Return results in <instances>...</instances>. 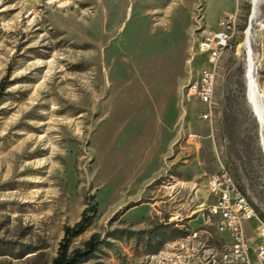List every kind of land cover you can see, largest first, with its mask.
<instances>
[{
  "label": "rangeland",
  "instance_id": "rangeland-1",
  "mask_svg": "<svg viewBox=\"0 0 264 264\" xmlns=\"http://www.w3.org/2000/svg\"><path fill=\"white\" fill-rule=\"evenodd\" d=\"M0 0V264H211L226 235L206 180L226 169L264 222V0ZM237 16L212 114L189 93L202 30ZM250 27L249 52L245 31ZM257 220V219H256ZM246 231L255 238L259 221ZM242 264V263H235ZM257 264V263H253Z\"/></svg>",
  "mask_w": 264,
  "mask_h": 264
},
{
  "label": "built area",
  "instance_id": "built-area-1",
  "mask_svg": "<svg viewBox=\"0 0 264 264\" xmlns=\"http://www.w3.org/2000/svg\"><path fill=\"white\" fill-rule=\"evenodd\" d=\"M231 17L233 11L221 15L214 28H205L202 32V46H198L200 52L205 54L207 65L200 69L193 81V95L205 105L200 117L206 119L208 112L206 100V84L211 81L213 56L217 49L222 47L230 38ZM209 196L212 198L209 204V212L216 218L219 230L227 239L217 254L210 258L211 264H264V230L257 223L255 227V239L251 242L245 234V224L256 220L246 209L243 202H239L237 195L232 193L231 184L225 181L223 171L218 169L210 173L206 180ZM257 221V220H256Z\"/></svg>",
  "mask_w": 264,
  "mask_h": 264
},
{
  "label": "bare ground",
  "instance_id": "bare-ground-1",
  "mask_svg": "<svg viewBox=\"0 0 264 264\" xmlns=\"http://www.w3.org/2000/svg\"><path fill=\"white\" fill-rule=\"evenodd\" d=\"M251 2L253 5L252 6V17H254L256 15L255 13H256V8H257L256 7L257 0H251ZM236 24H237V16L233 15V17H231L230 38L227 42H225L224 45H222V47L217 49L216 53L213 56V68H212L213 76L211 77V81L207 82L206 84V100H207V107H208V112L206 113V119H209L212 114V104H213V97H214V92H215L216 69H217L218 61H219L221 54L225 50L230 48L232 45V41H233L232 36L234 32L236 31ZM250 30L251 29L249 27L245 31V47H246L247 52H249L248 50L250 47L249 40H248ZM199 46H202V37L200 39ZM248 62H249V65L245 72L246 73L245 79H246V86H247V99L252 109L254 110V113L260 123V135H261L262 149H263V154H264V108H263V103H262V100L259 94L258 85H257L256 78H255V70L253 67L250 53L248 54ZM198 73H200V71ZM188 90H189V93L193 95L194 85L190 84L188 87ZM263 168H264V159H263ZM221 170L223 171V177L225 178V181L228 182V184H231L232 193L237 195L239 202H243V204L246 205V209L251 213L252 217H254L255 219L259 221V225L262 226L264 230V222L261 221L259 217L257 216L255 209L253 208L252 204L248 200V197L246 196L244 191L238 186V184L236 183L235 179L233 178V176L230 174L229 171H227L226 169H221ZM217 227L219 229L218 224H217Z\"/></svg>",
  "mask_w": 264,
  "mask_h": 264
},
{
  "label": "trees",
  "instance_id": "trees-1",
  "mask_svg": "<svg viewBox=\"0 0 264 264\" xmlns=\"http://www.w3.org/2000/svg\"><path fill=\"white\" fill-rule=\"evenodd\" d=\"M90 220L91 217L84 214L74 226L65 228L64 235L59 242L57 254L52 259L51 264H78L82 259L92 254L97 243L94 237L85 242L84 249H70L71 238L81 234L90 224Z\"/></svg>",
  "mask_w": 264,
  "mask_h": 264
},
{
  "label": "crops",
  "instance_id": "crops-1",
  "mask_svg": "<svg viewBox=\"0 0 264 264\" xmlns=\"http://www.w3.org/2000/svg\"><path fill=\"white\" fill-rule=\"evenodd\" d=\"M249 223H250V222H247V223L245 224V234H246V236L248 237V239H249L251 242H254V239H255V238L251 236L250 232H247V231H246V226H248Z\"/></svg>",
  "mask_w": 264,
  "mask_h": 264
}]
</instances>
